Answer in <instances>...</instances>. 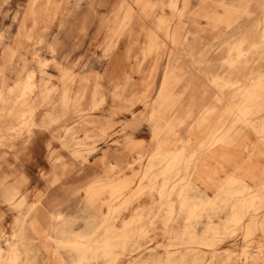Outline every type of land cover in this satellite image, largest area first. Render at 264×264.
<instances>
[{"label": "rangeland", "instance_id": "1", "mask_svg": "<svg viewBox=\"0 0 264 264\" xmlns=\"http://www.w3.org/2000/svg\"><path fill=\"white\" fill-rule=\"evenodd\" d=\"M231 1L0 0V79L13 85L29 70L38 71L39 61H44L49 77L40 79L38 73L40 86L52 89L57 101L65 89L70 90L68 110L64 114L57 107L51 111L56 120L36 127L30 135L0 142V257L4 264H54L57 242L34 231L32 207L41 204L53 212L62 206L65 214L76 218V228L83 230L90 211L81 206V195L101 176L102 162H115L116 155L132 143L152 150L155 118L151 113L169 65L179 71L191 62L190 52L205 46L210 56L218 57L215 68L227 70L228 48L244 31L255 33L256 18L261 17L260 13L249 18L240 11L223 12ZM251 3L254 7L259 0ZM161 15L168 18L171 34L178 35L175 44L171 34L166 37L156 27ZM153 40L162 43L154 87L146 96L142 86L153 66L156 46L149 49ZM45 112L47 108L42 107L39 120ZM82 123L91 127L89 136ZM138 205L146 222L157 216L153 239L142 241L139 254H153L163 264L171 240L162 222L167 212H158L145 198L125 211L126 218ZM263 216L264 211L257 214L259 219ZM206 220L204 216L199 223V232ZM246 225L240 221L223 233L221 243L205 251L204 263L243 264L247 246L250 256L261 257L257 264H264V233L258 228L246 238Z\"/></svg>", "mask_w": 264, "mask_h": 264}, {"label": "bare ground", "instance_id": "2", "mask_svg": "<svg viewBox=\"0 0 264 264\" xmlns=\"http://www.w3.org/2000/svg\"><path fill=\"white\" fill-rule=\"evenodd\" d=\"M251 1L232 0L223 8L249 18L261 14L255 33L244 31L228 48L226 71L215 68L218 57L205 46L190 52L191 62L179 71L167 67L151 113L152 150L132 143L115 162H102L101 176L81 195V206L90 211L83 230L62 206L53 212L41 204L32 207L34 231L57 242L54 264H158L155 255L139 254L142 241L153 239L157 216L146 222L141 205L132 208L129 219L125 216L145 198L158 212H167L162 222L171 240L163 264H205V251L215 249L221 235L240 221L247 222L246 238L258 228L264 233V216L257 217L264 211V0L254 7ZM156 27L166 37L171 34L165 16H158ZM170 38L173 44L179 40L175 32ZM161 43L149 45L156 49L142 86L146 96L154 87ZM46 67L39 61L38 71L29 70L13 85L0 79V142L56 120L51 113L56 107L62 114L68 110L70 90L57 101L52 89L38 83V73L40 79L49 77ZM42 107L47 112L39 120ZM81 128L91 134V127L82 123ZM204 216L205 229L199 232ZM243 253V264L261 258L250 256L247 246Z\"/></svg>", "mask_w": 264, "mask_h": 264}]
</instances>
